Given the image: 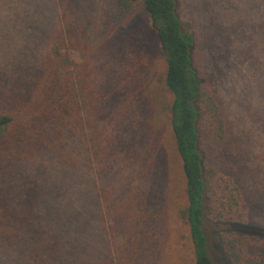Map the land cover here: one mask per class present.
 I'll use <instances>...</instances> for the list:
<instances>
[{
	"label": "trees",
	"instance_id": "16d2710c",
	"mask_svg": "<svg viewBox=\"0 0 264 264\" xmlns=\"http://www.w3.org/2000/svg\"><path fill=\"white\" fill-rule=\"evenodd\" d=\"M114 3L127 16L143 4L166 62L164 84L171 101L157 104L142 69L144 60L134 53L136 43L110 15L103 25L101 18L95 23L93 34L101 35L98 43L64 17V24L49 37L42 36L43 54L36 66L25 69L24 77L11 78L0 68V261L123 264L119 258L124 252L94 261L83 240L90 213L76 204L90 199L93 182L87 176L93 155L99 158L108 147L109 122H124L116 146L143 164L139 160L146 155L152 160L163 153L157 133L168 119L186 182L185 202L177 215L189 228L195 264H215L210 240L218 232L233 264H264V239L249 223L245 195L236 184L221 180L224 169L234 164L235 171V163L244 159L223 98L211 85L214 79L199 67L193 24L184 22L177 0ZM145 139L149 141L144 146ZM55 170L58 183L47 179ZM74 183L84 197L60 201L59 196L66 198L61 187ZM217 195L229 205L228 217L213 223Z\"/></svg>",
	"mask_w": 264,
	"mask_h": 264
},
{
	"label": "rangeland",
	"instance_id": "374dc122",
	"mask_svg": "<svg viewBox=\"0 0 264 264\" xmlns=\"http://www.w3.org/2000/svg\"><path fill=\"white\" fill-rule=\"evenodd\" d=\"M177 1L180 16L195 28L199 67L214 79L211 85L223 98L239 139L238 152L244 159L241 164L235 163V171L234 164L224 169L221 180L232 187L236 184L243 192L249 205V223L261 232L258 237L263 240L264 0ZM109 15L136 43L134 53L144 60L142 69L157 104L171 101L164 84L166 62L142 3L127 16L117 10L114 0H0V68L7 69L11 78L19 74L24 77L25 69L37 65L45 39L59 23L64 24V17L71 27L79 32L84 28L89 40L98 43L101 35L93 34V28L99 18L103 25ZM123 123L109 122L105 133L108 147L99 158L93 155L87 176L93 182L90 199L76 204L90 213L83 240L89 243L94 261L124 252L119 258L123 264H195L189 228L177 215V208L185 202L186 182L168 119L164 130L157 133L163 153L152 160L146 155L139 160L143 164L116 146L123 136ZM154 129L156 135L158 128ZM55 175L56 170L47 179L58 183ZM85 181L82 179L81 184ZM81 186L85 188V184ZM79 191L76 183L62 186L60 194L66 198L59 196V200H78L83 196ZM218 198L220 203L216 202ZM213 199L218 210L211 215L212 222L226 220L229 205H224L220 195ZM207 228L210 234L211 226ZM108 242L109 248L102 249ZM210 255L215 264H233L225 254L220 232L211 236ZM119 259L116 262H121ZM0 264L5 263L1 260Z\"/></svg>",
	"mask_w": 264,
	"mask_h": 264
}]
</instances>
